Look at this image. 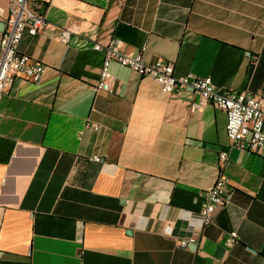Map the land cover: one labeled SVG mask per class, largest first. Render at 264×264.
<instances>
[{
  "label": "crops",
  "instance_id": "1",
  "mask_svg": "<svg viewBox=\"0 0 264 264\" xmlns=\"http://www.w3.org/2000/svg\"><path fill=\"white\" fill-rule=\"evenodd\" d=\"M43 12L20 43L42 80L15 77L0 98V264H264V149L230 148L226 113L194 107L190 88L164 93L117 62L112 90L93 88L94 44L118 38L176 75L264 94V0H50ZM223 150L230 201L202 230ZM168 225L197 245L176 246Z\"/></svg>",
  "mask_w": 264,
  "mask_h": 264
},
{
  "label": "built area",
  "instance_id": "2",
  "mask_svg": "<svg viewBox=\"0 0 264 264\" xmlns=\"http://www.w3.org/2000/svg\"><path fill=\"white\" fill-rule=\"evenodd\" d=\"M2 1H5L6 5H3ZM49 1L0 0V17L5 25L0 38V98L15 77L34 83L42 80L46 65L21 52L20 43L25 34L35 36L46 26L43 9ZM74 32L72 26L63 28L59 35L60 41L67 44ZM94 48L104 54L99 78L93 86L95 91L112 90L114 75L110 66L112 62H117L142 77L154 79L164 93H172L183 87L190 88L198 95V100L194 103L196 108L212 104L222 109L227 115L226 133L230 148L256 153L264 149V94L219 88L210 76H198L192 72L176 75L173 62L162 58L148 62L143 58V50L137 53L125 51L122 41L118 38H111L105 44L96 42ZM93 127L99 130L101 125L94 123ZM90 159L97 162L105 160L100 155H92ZM227 160L228 151H221L216 181L203 193L200 211L202 230L213 222L216 209L230 201L231 182L224 172ZM163 234L173 237L176 246L185 249H190L193 244L197 245L199 239L195 233L175 236L172 225H168ZM232 236H236V232H233ZM192 264L199 263L194 260Z\"/></svg>",
  "mask_w": 264,
  "mask_h": 264
},
{
  "label": "water",
  "instance_id": "3",
  "mask_svg": "<svg viewBox=\"0 0 264 264\" xmlns=\"http://www.w3.org/2000/svg\"><path fill=\"white\" fill-rule=\"evenodd\" d=\"M195 246H196V244H193V245H191L190 247H191V248H194Z\"/></svg>",
  "mask_w": 264,
  "mask_h": 264
}]
</instances>
